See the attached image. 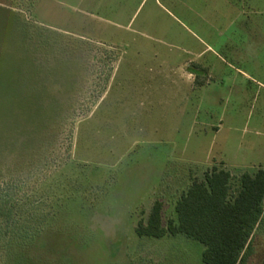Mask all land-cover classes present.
I'll return each mask as SVG.
<instances>
[{"label": "rangeland", "instance_id": "1", "mask_svg": "<svg viewBox=\"0 0 264 264\" xmlns=\"http://www.w3.org/2000/svg\"><path fill=\"white\" fill-rule=\"evenodd\" d=\"M214 167H264V0H0V190L34 236L0 264H204L136 228Z\"/></svg>", "mask_w": 264, "mask_h": 264}, {"label": "trees", "instance_id": "2", "mask_svg": "<svg viewBox=\"0 0 264 264\" xmlns=\"http://www.w3.org/2000/svg\"><path fill=\"white\" fill-rule=\"evenodd\" d=\"M233 181L229 170L214 167L204 180L193 181L167 226L164 204L157 201L147 221L139 222L137 235L156 239L185 235L205 247L204 264H249L254 233L264 220V167L243 173L235 189ZM18 202L10 187L0 190V234L11 242H27L34 236L18 216Z\"/></svg>", "mask_w": 264, "mask_h": 264}]
</instances>
